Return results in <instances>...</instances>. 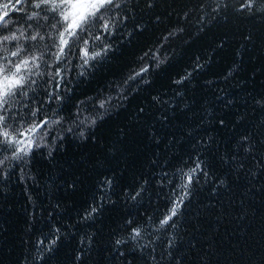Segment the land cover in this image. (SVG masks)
<instances>
[{"label":"trees","instance_id":"1","mask_svg":"<svg viewBox=\"0 0 264 264\" xmlns=\"http://www.w3.org/2000/svg\"><path fill=\"white\" fill-rule=\"evenodd\" d=\"M121 2L120 15L128 19L123 24L117 19L123 33L117 38L119 50L87 78L78 75L74 66L82 61L75 57L62 66L74 87L62 106L64 127L73 126L78 102L93 97L95 103L81 106L79 118H87L85 134L91 132L95 139L69 137L54 160L39 158L34 164V181L22 183L18 175L0 181V264H19L20 259L28 264L29 253L43 255L32 264H126L120 252L135 256L132 264H152L136 242L114 243L127 238L119 229L127 202L109 205L90 226L75 223L78 210L105 177L116 182L119 192L153 171L152 180L164 170L170 177L176 167L187 171L185 165L196 155L209 175L200 177L178 228L170 230L174 246L167 248L169 234L156 241L159 264H264V107L255 104L264 100V14L241 15L236 11L240 0H222L219 15L211 13L215 0H203V8L202 0H155L151 7L145 0ZM149 48L165 63L150 76V84L129 91L124 81L144 64L138 58ZM196 57L209 62L183 85L174 84L193 70ZM100 100L109 101L104 109ZM244 134L255 146L251 154L244 151L247 145L242 147ZM154 159L159 161L155 168ZM73 183L75 190L68 187ZM159 192L156 184L148 187L151 195L137 209L149 230L146 217L155 219ZM54 223L62 228L57 245L50 253L44 246L38 252V240L54 238Z\"/></svg>","mask_w":264,"mask_h":264},{"label":"snow or ice","instance_id":"2","mask_svg":"<svg viewBox=\"0 0 264 264\" xmlns=\"http://www.w3.org/2000/svg\"><path fill=\"white\" fill-rule=\"evenodd\" d=\"M154 2L145 0L149 7ZM215 3L211 13L219 15L222 0H215ZM122 7L121 0H0V181L12 175H18L22 183L34 181L36 177L31 173L34 164L39 158L49 162L54 160L56 154L64 149L69 137L95 139L93 133L85 134V121L78 119L82 111L78 104L75 106L72 125L79 131H74L73 126L64 127L62 106L73 93L74 87L70 86L72 81L66 79V68L62 66L68 62L69 57H75L82 61L74 66L80 70L78 75L87 78L92 69L110 59V54L119 50L117 38L123 35L117 26V19L120 24L128 19L127 15H120ZM199 7L203 8V0ZM236 11L241 15L264 14V0H240ZM211 13L206 12L205 15L214 19ZM127 35L130 37L132 33L128 32ZM167 39L164 37L165 41ZM138 59L144 61V64L124 81L129 85V91L137 90L140 84H150V76L165 63L164 59H157L152 48L144 51ZM199 61L200 57H196L193 70L186 71L185 75L174 79L173 83L183 85L192 77L193 72L203 69L209 62L202 64ZM87 100L95 103L93 97ZM153 100L158 101L159 98L153 97ZM109 101L100 100L99 107L104 109ZM96 122L94 119L91 124L95 125ZM241 141L242 147L247 145L244 147L245 152L251 154L255 150L249 135H242ZM232 159L235 161L237 158L233 156ZM151 163L153 168L159 166L158 160L154 159ZM165 163L169 167L174 166L168 161ZM185 166L187 171L183 167H176L172 177L164 170L156 180L151 179L156 173L150 172L141 177L138 184L125 186L119 192L116 182L111 177H105L93 196L78 210L75 223L90 226L89 222H95L108 210L109 205L115 208L120 201H125L129 209L119 217V229L127 238L116 239L115 245L136 242L140 255L146 254L152 264H159L154 255L156 241L161 235L169 234L167 248L174 246L175 240L171 238L170 230L178 228V220L184 215L200 183V177L206 178L209 175L199 155L191 159L190 165ZM238 167H243V164H238ZM220 183L223 185L224 181ZM153 184L159 186L157 196L161 203L156 208L155 219L152 215L146 217L145 223L151 227L149 230L139 221L140 213L137 209L144 207V196L151 195L148 187ZM68 187L75 190L77 185L73 183ZM165 189H168L167 193ZM55 207L59 209L60 205ZM67 227H75V224H68ZM61 231L62 228L54 223L50 229L54 238L38 240L37 251L40 246H44L47 252H52ZM112 231L115 233L117 229L113 228ZM141 240L143 244L139 243ZM84 242V237H81L80 243ZM91 242V237H88V243ZM136 247L130 250L135 252ZM167 254L172 256L171 252ZM120 256L124 257L126 264H132L136 259L135 256L128 258L124 252H120ZM40 259H43V255Z\"/></svg>","mask_w":264,"mask_h":264},{"label":"clouds","instance_id":"3","mask_svg":"<svg viewBox=\"0 0 264 264\" xmlns=\"http://www.w3.org/2000/svg\"><path fill=\"white\" fill-rule=\"evenodd\" d=\"M175 29H173V32H170V33H172V35L175 33ZM121 91H122V89H121ZM88 98V97H87ZM87 98H86V100H81V101H79L78 102V105L81 107V106H83L88 100H87ZM83 101V103H81ZM255 104L257 105V106H261L262 107V105H264V100H261V99H257V100H255ZM78 119L79 120H84V121H86V119L87 118H85V119H80L79 117H78ZM94 119H92L91 121H90V123H92V121H93ZM21 178H23V177H21ZM29 255L31 256V260H29L28 261V264H32V261L33 260H39L40 259V257H38V256H36L35 254H32V253H29ZM25 259L27 260L28 259V256H26L25 257ZM19 264H23V261L20 259L19 260Z\"/></svg>","mask_w":264,"mask_h":264}]
</instances>
